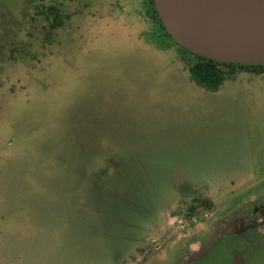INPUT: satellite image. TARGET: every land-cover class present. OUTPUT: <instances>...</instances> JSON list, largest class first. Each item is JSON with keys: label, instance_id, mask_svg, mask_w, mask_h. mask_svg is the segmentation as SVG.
Segmentation results:
<instances>
[{"label": "rangeland", "instance_id": "rangeland-1", "mask_svg": "<svg viewBox=\"0 0 264 264\" xmlns=\"http://www.w3.org/2000/svg\"><path fill=\"white\" fill-rule=\"evenodd\" d=\"M154 5L0 0V264H264V74L198 84Z\"/></svg>", "mask_w": 264, "mask_h": 264}, {"label": "water", "instance_id": "water-1", "mask_svg": "<svg viewBox=\"0 0 264 264\" xmlns=\"http://www.w3.org/2000/svg\"><path fill=\"white\" fill-rule=\"evenodd\" d=\"M153 1L167 32L189 52L221 63L264 66V0Z\"/></svg>", "mask_w": 264, "mask_h": 264}, {"label": "trees", "instance_id": "trees-1", "mask_svg": "<svg viewBox=\"0 0 264 264\" xmlns=\"http://www.w3.org/2000/svg\"><path fill=\"white\" fill-rule=\"evenodd\" d=\"M153 4H154V1H153ZM155 11H156V15L158 16L160 26L164 30L166 36L170 38L176 45H178L184 51H187L185 48L177 44L172 38V36L167 32L166 28L164 27L159 17L156 7H155ZM51 13L50 14L53 15L52 17L56 19V22H55L56 25L58 26V24L60 23L59 25L61 26L62 23L60 21L59 11L56 9L55 11L52 10ZM197 59H198L197 65L192 70V76H193L194 81L206 87L210 91H214V92L220 89V87L225 82L227 76L235 73L237 67L242 70H246L248 72H252L256 74H264V66H242L238 64L221 63V62L205 59L200 56H197ZM225 68L228 70L230 69V70L226 71Z\"/></svg>", "mask_w": 264, "mask_h": 264}, {"label": "flooded vegetation", "instance_id": "flooded-vegetation-1", "mask_svg": "<svg viewBox=\"0 0 264 264\" xmlns=\"http://www.w3.org/2000/svg\"><path fill=\"white\" fill-rule=\"evenodd\" d=\"M259 219V218H258ZM258 219H254L253 221H252V224L255 222V225H254V227H252V228H246V230L243 228L241 231H240V233L242 234V236H240L241 237V239H242V242H248V234L247 233H249V231H254V230H256L258 227H257V221L256 220H258ZM260 219L263 221V217H261V215H260ZM262 221H261V223H260V226H259V228L261 227H263L264 228V225L262 226ZM250 227V226H249ZM260 228V229H261ZM248 229V230H247ZM244 233V234H243ZM246 234H247V236H246ZM263 236H264V231H263ZM237 237H239V236H237ZM223 240V238H219V240L217 241V243L215 244V247H216V245L218 244V243H220L221 241ZM244 248H246V247H244ZM248 250H243V251H240V252H236L235 254H234V261H235V263L236 264H243L244 263V261H245V258L247 257V255H248Z\"/></svg>", "mask_w": 264, "mask_h": 264}]
</instances>
